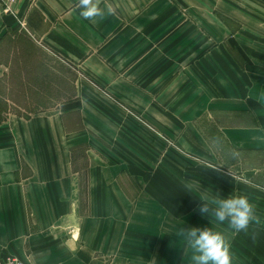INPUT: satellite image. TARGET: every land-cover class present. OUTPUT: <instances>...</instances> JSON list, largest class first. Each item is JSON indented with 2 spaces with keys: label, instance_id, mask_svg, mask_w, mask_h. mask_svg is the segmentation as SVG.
Returning <instances> with one entry per match:
<instances>
[{
  "label": "crops",
  "instance_id": "obj_1",
  "mask_svg": "<svg viewBox=\"0 0 264 264\" xmlns=\"http://www.w3.org/2000/svg\"><path fill=\"white\" fill-rule=\"evenodd\" d=\"M78 2L0 4V262L193 264L177 232L195 227L264 264V0H102L116 11L95 23ZM132 109L235 163L260 224L185 220L180 157L150 172L110 120Z\"/></svg>",
  "mask_w": 264,
  "mask_h": 264
},
{
  "label": "rangeland",
  "instance_id": "obj_2",
  "mask_svg": "<svg viewBox=\"0 0 264 264\" xmlns=\"http://www.w3.org/2000/svg\"><path fill=\"white\" fill-rule=\"evenodd\" d=\"M68 75L72 76L71 70ZM134 111L132 109V114L119 111V113L121 112V116H118L120 120L118 118L116 122L112 117H110V120L115 122L124 136L133 143L134 153L137 156H142L145 163L148 159L150 172H155L156 175L159 174L164 162H166L165 171H171L172 164H167L168 159L180 157V167L176 165L174 167L182 176V184L190 187L192 192V194L187 193L188 188H186L185 194L182 192L181 195L182 208L180 214L185 220L196 217L197 215L191 217L189 215L199 214V206L204 201L209 203L210 206H214L213 202L218 198L226 199L231 195L240 196V171H238L237 165H234L235 163L227 164L228 168L226 169L214 163H219L220 151L218 155L215 149H192L179 146L178 141L173 139L167 132L160 130L145 117L134 114ZM233 158L234 156L232 160ZM162 180L166 183L169 182L168 185L171 187V180ZM158 182L160 181L158 180ZM169 193L170 189H168L167 196ZM183 196L186 197V200ZM204 216L226 225L233 234L240 237V232L236 233L230 228L227 221L221 223L215 220L214 217Z\"/></svg>",
  "mask_w": 264,
  "mask_h": 264
},
{
  "label": "clouds",
  "instance_id": "obj_3",
  "mask_svg": "<svg viewBox=\"0 0 264 264\" xmlns=\"http://www.w3.org/2000/svg\"><path fill=\"white\" fill-rule=\"evenodd\" d=\"M101 2L102 0H79L77 5L80 9L79 15L95 23L97 18L103 20L106 16L115 14L116 10L112 5L106 4L101 8ZM248 98L259 105H264V88L250 89ZM213 205L210 206L204 201L198 210L201 215L214 217L221 223L227 221L229 227L236 233L243 231L249 234L251 224H260L255 205L246 196L231 195L226 199L218 198ZM177 235L183 237L193 250L191 257L193 264H231L230 244L222 233L209 228L193 227L180 228ZM250 236L255 241L258 233L253 231Z\"/></svg>",
  "mask_w": 264,
  "mask_h": 264
},
{
  "label": "built area",
  "instance_id": "obj_4",
  "mask_svg": "<svg viewBox=\"0 0 264 264\" xmlns=\"http://www.w3.org/2000/svg\"><path fill=\"white\" fill-rule=\"evenodd\" d=\"M17 1L18 0H0V4L4 6L6 12H13L12 6ZM0 264H35V263L24 261L15 256H10L7 257L4 261H1Z\"/></svg>",
  "mask_w": 264,
  "mask_h": 264
}]
</instances>
